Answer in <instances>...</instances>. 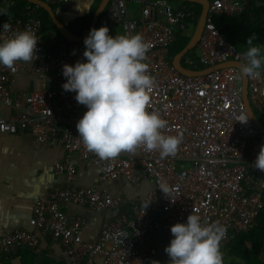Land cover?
I'll return each mask as SVG.
<instances>
[{"label":"built area","instance_id":"built-area-1","mask_svg":"<svg viewBox=\"0 0 264 264\" xmlns=\"http://www.w3.org/2000/svg\"><path fill=\"white\" fill-rule=\"evenodd\" d=\"M131 2L139 5L137 18L128 15ZM0 5V134L29 132L38 143L60 145L64 156L53 170L66 178L32 204L31 231L14 228L0 236V256L12 258L48 236L76 264H159L158 232L171 248V264H213L233 235L253 226L263 207L264 131L246 112L239 67L185 75L172 64L169 50L177 33L193 24L192 4L108 0L89 37L78 42L51 32L43 37L38 4L28 2L16 14L10 12L15 0ZM248 5L208 0L195 55H185L182 65L200 71L242 62L250 106L264 120V68H251L248 54L212 21L218 14L239 16ZM28 61L44 85L12 90L13 74ZM85 130L108 147L134 146L138 155L98 146ZM77 162L92 164L103 180L153 185L145 197L129 200L130 215L119 210L104 222L95 242L79 236L85 219L65 207L116 210L124 199L72 185Z\"/></svg>","mask_w":264,"mask_h":264},{"label":"crops","instance_id":"crops-1","mask_svg":"<svg viewBox=\"0 0 264 264\" xmlns=\"http://www.w3.org/2000/svg\"><path fill=\"white\" fill-rule=\"evenodd\" d=\"M93 1L68 0L59 5H51V7L54 6L52 8L56 16L67 25L79 17L88 14ZM169 1L174 5L184 3L182 0H178L177 2L173 0ZM127 9L128 12L130 11L133 14L130 16L131 18L139 17L140 10L137 3H129ZM193 9L195 11L194 6ZM188 52L181 57V65L184 64V56L189 55ZM30 67L31 62H23L20 69L13 74L10 81L12 90L28 89L32 91L44 85V78L34 74ZM5 111L8 110L6 109ZM254 114L257 117L259 115L257 112H254ZM124 115L128 120L137 121V115L133 113L124 111ZM260 117L258 118L264 123V120ZM82 134L92 143L108 150H113L123 156L138 155L137 149L134 146L108 147L102 139L91 132L85 130ZM63 156L64 149L60 145L38 143L29 132L0 134V236L14 228H22L28 231L33 229L29 224V219L31 217V206L34 201L53 185L66 184L65 176L56 174L53 170L54 164L60 161ZM71 184L76 187H96L100 191L110 195H121L124 199L120 208L116 210L94 211L73 203H69L65 207L67 214L79 215L85 219V225L79 231V236L88 242H95L97 240L101 225L104 222L110 221L118 210L130 215L129 200L134 197H145L153 187L152 182L149 180H142L137 184L127 183L122 178L103 180L99 177L98 170L92 164L85 162L76 163L74 178ZM157 205V201L152 202L153 209ZM153 238L157 248L159 264H171L172 254L170 246L167 245L158 232L153 233ZM43 260H48L50 264H76L74 259L68 255L65 248L60 243L51 240L48 236H40L36 248L26 250V247H24V251H19L17 255L9 259L0 256V264H40ZM95 260L100 261V257L96 256ZM241 262L239 259H236L235 262L224 260L222 264H241Z\"/></svg>","mask_w":264,"mask_h":264},{"label":"trees","instance_id":"trees-1","mask_svg":"<svg viewBox=\"0 0 264 264\" xmlns=\"http://www.w3.org/2000/svg\"><path fill=\"white\" fill-rule=\"evenodd\" d=\"M99 2L100 0H94L88 14L67 24L72 33L83 35L87 31L92 13ZM248 2V8L241 15L218 14L213 17L212 21L215 28L225 39L234 44L239 51L248 54L251 68H264V0H248ZM259 2L260 4H258ZM27 3L26 0H15V6L11 12L18 13ZM184 3L187 6L192 4L188 1H184ZM193 6L195 7L193 24L187 30L177 33V39L169 50L172 57L187 44L194 31L201 7L197 3H193ZM52 7L54 8V6ZM40 11L42 13L41 32L43 37L52 31L61 36L55 29L48 13L42 8H40ZM195 49L196 47L192 48L188 54L195 55ZM262 201L263 207L253 226L247 231L233 235L227 244V248L216 252V259L213 264H222L224 260L235 262L236 259L248 264H264V194ZM24 247H26V250L30 249L27 246ZM24 247L22 246L19 251H24ZM40 264H50V262L43 260Z\"/></svg>","mask_w":264,"mask_h":264},{"label":"water","instance_id":"water-1","mask_svg":"<svg viewBox=\"0 0 264 264\" xmlns=\"http://www.w3.org/2000/svg\"><path fill=\"white\" fill-rule=\"evenodd\" d=\"M26 1L30 2V3L38 4L42 9H44L48 13L51 20L53 21L54 27L59 32V34L62 35L66 40L72 41V42L81 41L83 39H86L90 35V33L92 32V30L95 27L98 16L104 10V8L108 2V0H101L100 1L99 5L97 6L94 13L92 14L91 22H90V25H89L87 31L83 35H76V34L72 33L68 29L67 25L64 22H62L56 16L54 9L51 7V5H49L48 3H46L43 0H26ZM182 1H188V2H192V3L200 4L201 5V11H200V14L198 16V19H197V22H196V25L194 28V31H193L189 41L178 53H176L173 56L172 64L175 66V68L180 73L185 74V75L201 74V73L207 72V71L211 70L212 68L218 67V66L235 65V66L239 67L240 72H241L242 100L244 102L246 112H247L248 116L251 118V120L253 121V123L258 128H260L262 131H264V123L254 114V112L250 106L249 100H248L247 76H246V72H245V66L242 62L227 61V62L216 64L213 67H208V68L200 70V71H195L193 69L185 68L181 65V63H180L181 57L184 54H186L188 51H190L192 48H194L196 46L199 38H200L201 31H202L203 24H204L205 15H206V9H207V5H208V0H182Z\"/></svg>","mask_w":264,"mask_h":264},{"label":"clouds","instance_id":"clouds-1","mask_svg":"<svg viewBox=\"0 0 264 264\" xmlns=\"http://www.w3.org/2000/svg\"><path fill=\"white\" fill-rule=\"evenodd\" d=\"M108 3V2H107ZM197 22V21H196ZM93 31V30H92ZM51 33H53V34H55L54 32H51ZM91 34V33H90ZM56 35V34H55ZM58 36V35H57ZM58 37H60L61 39H64V40H66L62 35L61 36H58ZM89 37V36H88ZM87 37V38H88ZM66 41H68V40H66ZM68 42H72V41H68ZM74 42H78V41H74ZM198 43V42H197ZM196 46H197V44H196ZM203 70V69H202ZM119 211V210H118ZM117 211V212H118ZM126 213V212H125Z\"/></svg>","mask_w":264,"mask_h":264},{"label":"rangeland","instance_id":"rangeland-1","mask_svg":"<svg viewBox=\"0 0 264 264\" xmlns=\"http://www.w3.org/2000/svg\"><path fill=\"white\" fill-rule=\"evenodd\" d=\"M173 1H176V2H177L178 0H173ZM179 2L181 3V1H179ZM127 6H128V4H127ZM128 13H129V16H132V15H133L130 11H129ZM255 69H257V68H255ZM258 69H259V68H258ZM258 117H260V116L258 115ZM260 118H261V117H260Z\"/></svg>","mask_w":264,"mask_h":264}]
</instances>
